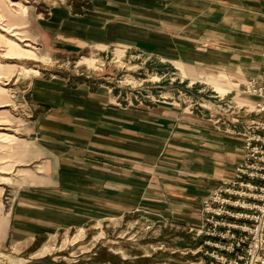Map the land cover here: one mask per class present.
I'll list each match as a JSON object with an SVG mask.
<instances>
[{
	"label": "rangeland",
	"instance_id": "374dc122",
	"mask_svg": "<svg viewBox=\"0 0 264 264\" xmlns=\"http://www.w3.org/2000/svg\"><path fill=\"white\" fill-rule=\"evenodd\" d=\"M91 1L61 0V6L69 8L71 2L74 10L86 14ZM59 2L0 0V63L14 64L13 72L0 80L10 100L9 106H0V264H195L198 255L193 252L200 241L186 227L198 223L201 203L183 208L188 203L180 200L186 198L167 199L164 180L166 173L180 174L191 163L177 151L187 144L176 135L169 141L173 152L158 160L141 153L140 168L134 169L130 161L139 153L131 146L124 149L126 161L119 163L114 146L105 149L86 142V136L79 143L53 141L59 129L54 125H60L57 113L38 107L28 94L39 80H52L69 88L110 91L111 101L122 107L171 103L179 108L181 120L189 114L182 108L207 119L204 106L216 108L217 99L204 84L217 82H186L179 71L142 49H59L54 33H46L36 17L49 18ZM165 26L163 22L159 30ZM6 47L14 51V59L4 58ZM21 49L26 50L24 59L17 57ZM243 97L237 95L238 100ZM104 168L115 173L110 189L103 183L108 182L102 179ZM132 171L159 183L146 179L137 184ZM118 172L127 183L117 181Z\"/></svg>",
	"mask_w": 264,
	"mask_h": 264
},
{
	"label": "crops",
	"instance_id": "0c3cea01",
	"mask_svg": "<svg viewBox=\"0 0 264 264\" xmlns=\"http://www.w3.org/2000/svg\"><path fill=\"white\" fill-rule=\"evenodd\" d=\"M91 4L84 14L74 10L71 2L69 8L61 6L60 0V6L54 5L47 14L49 18L42 21L37 14V23L46 33H54V44L59 49L79 53L88 49H142L179 71L186 82H217L216 86L204 84L206 91L214 93L217 106H204L209 111L207 119L194 113L192 116L190 110L182 108L189 114L181 120L179 108L171 103L155 104L150 109L126 108L113 103L111 92L102 88L89 91L82 86L69 88L63 82L39 80L28 95L38 107L57 113L55 121L60 125H54L59 131H54L58 137L53 141L79 143L86 136V142L101 143L105 149L114 146L119 163L126 161L124 149L131 146L139 156L130 163L140 168L136 164L142 159L141 153L158 160L168 151L173 152L169 141L178 135L187 144L177 148L178 154L188 157L191 163L180 174H165L166 198H186L180 200L188 203L183 208L201 203L242 156L238 131L249 117L243 107L250 106L254 99L245 96L238 100L241 94L237 87L258 73L264 47V0H93ZM163 22L166 26L159 30ZM13 52L6 47L4 58L14 59ZM26 55L25 49L17 53L19 59ZM13 65L0 63V80L13 72ZM9 103L7 90L0 87V106ZM142 142L152 147L142 146ZM101 171L102 179L108 181L103 183L110 189V177L115 173L108 168ZM132 173L138 178L137 184L146 179L159 183L151 175ZM60 174L61 165L56 168V176ZM121 176L118 172L117 181L127 183Z\"/></svg>",
	"mask_w": 264,
	"mask_h": 264
},
{
	"label": "built area",
	"instance_id": "2783aa9c",
	"mask_svg": "<svg viewBox=\"0 0 264 264\" xmlns=\"http://www.w3.org/2000/svg\"><path fill=\"white\" fill-rule=\"evenodd\" d=\"M240 93L254 99L243 107L242 156L201 201L198 223L186 227L200 241L195 264H264V47L258 73Z\"/></svg>",
	"mask_w": 264,
	"mask_h": 264
}]
</instances>
